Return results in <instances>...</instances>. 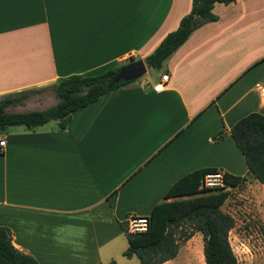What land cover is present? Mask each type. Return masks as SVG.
Masks as SVG:
<instances>
[{
	"label": "crops",
	"instance_id": "1",
	"mask_svg": "<svg viewBox=\"0 0 264 264\" xmlns=\"http://www.w3.org/2000/svg\"><path fill=\"white\" fill-rule=\"evenodd\" d=\"M191 4L0 0V98L39 94L29 103L39 108L17 113L53 107L62 79L144 61ZM212 12L217 21L163 63L162 91L153 90L161 75L134 81L75 111L63 131L50 122L0 131V227L16 249L38 264H140L123 256L122 224L148 218L182 177L215 168L241 177L239 187L255 181L230 129L251 113L264 116L257 88L264 87V0L215 4Z\"/></svg>",
	"mask_w": 264,
	"mask_h": 264
},
{
	"label": "trees",
	"instance_id": "2",
	"mask_svg": "<svg viewBox=\"0 0 264 264\" xmlns=\"http://www.w3.org/2000/svg\"><path fill=\"white\" fill-rule=\"evenodd\" d=\"M234 0H192L191 10L179 22L178 28L167 34L157 48L144 59L147 68L160 70L163 63L181 47L190 35L204 24L217 21L212 10L215 4L229 5ZM123 66L107 69L95 76L74 75L62 79L53 87L58 103L43 111L8 113L28 92L12 93L0 98V131L9 127L33 130L56 121L63 131L71 121V115L96 102L105 94L132 82L113 84V79ZM223 133L213 138L218 141ZM230 137L244 158L248 173L264 188V116L251 113L236 122L230 129ZM215 168L195 170L174 183L153 207L148 216V229L140 234H128L122 229L128 246L123 252L126 258L136 257L140 264H164L174 260L179 252V240H189L194 234L202 237L205 264H237L229 243V233L234 228V218L222 210L229 192L241 185L242 178L224 173L223 187L205 188L206 174ZM114 196L108 199L113 207ZM0 264H38L28 254L12 244L11 232L0 227ZM109 264H114L111 262Z\"/></svg>",
	"mask_w": 264,
	"mask_h": 264
},
{
	"label": "rangeland",
	"instance_id": "3",
	"mask_svg": "<svg viewBox=\"0 0 264 264\" xmlns=\"http://www.w3.org/2000/svg\"><path fill=\"white\" fill-rule=\"evenodd\" d=\"M160 75V70L147 68L146 74L137 81L151 82ZM38 99L39 94L28 93L21 105L11 106L6 112L17 113L39 108L37 105L29 104L35 103ZM50 123L57 124L56 121ZM222 210L229 213L235 221L228 239L237 264H264V188L258 182L245 181L241 187L229 192ZM120 239L125 242L123 237ZM181 239L177 256L168 264H194L196 259L202 260V264H205L201 235L194 234L187 241Z\"/></svg>",
	"mask_w": 264,
	"mask_h": 264
},
{
	"label": "built area",
	"instance_id": "4",
	"mask_svg": "<svg viewBox=\"0 0 264 264\" xmlns=\"http://www.w3.org/2000/svg\"><path fill=\"white\" fill-rule=\"evenodd\" d=\"M168 82V76L163 74L160 76L159 82L153 87L155 92H160L164 89ZM259 90L260 103L264 106V87H257ZM5 146V140H0V151ZM223 175L224 173L217 170L214 173L206 174L203 179V186L205 188H216L223 187ZM126 232L128 234H140L144 233L148 229V218L147 217H135L130 216L126 219Z\"/></svg>",
	"mask_w": 264,
	"mask_h": 264
},
{
	"label": "water",
	"instance_id": "5",
	"mask_svg": "<svg viewBox=\"0 0 264 264\" xmlns=\"http://www.w3.org/2000/svg\"><path fill=\"white\" fill-rule=\"evenodd\" d=\"M147 72V66L142 60L130 61L121 67L113 79V84L119 82H134L143 77Z\"/></svg>",
	"mask_w": 264,
	"mask_h": 264
},
{
	"label": "bare ground",
	"instance_id": "6",
	"mask_svg": "<svg viewBox=\"0 0 264 264\" xmlns=\"http://www.w3.org/2000/svg\"><path fill=\"white\" fill-rule=\"evenodd\" d=\"M201 261H202V260H201ZM201 261L196 259V261H194V264H202ZM189 262H190V261H189ZM189 262H188V263H189Z\"/></svg>",
	"mask_w": 264,
	"mask_h": 264
}]
</instances>
